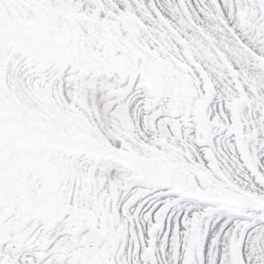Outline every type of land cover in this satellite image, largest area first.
<instances>
[{
    "label": "snow or ice",
    "instance_id": "snow-or-ice-1",
    "mask_svg": "<svg viewBox=\"0 0 264 264\" xmlns=\"http://www.w3.org/2000/svg\"><path fill=\"white\" fill-rule=\"evenodd\" d=\"M0 264H264V0H0Z\"/></svg>",
    "mask_w": 264,
    "mask_h": 264
}]
</instances>
